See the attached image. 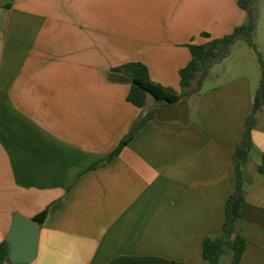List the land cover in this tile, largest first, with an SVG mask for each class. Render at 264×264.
Returning a JSON list of instances; mask_svg holds the SVG:
<instances>
[{
  "label": "crops",
  "instance_id": "1",
  "mask_svg": "<svg viewBox=\"0 0 264 264\" xmlns=\"http://www.w3.org/2000/svg\"><path fill=\"white\" fill-rule=\"evenodd\" d=\"M239 1L0 0V245L17 214L48 210L30 264H207L204 241L223 236L235 189L257 54L237 43L197 93L171 106L152 97L134 106L113 70L143 63L180 92L190 47L247 24ZM255 11L259 27L264 0ZM157 109L119 157L89 171ZM252 137L240 264H264V110ZM232 258L227 250L220 264Z\"/></svg>",
  "mask_w": 264,
  "mask_h": 264
},
{
  "label": "trees",
  "instance_id": "2",
  "mask_svg": "<svg viewBox=\"0 0 264 264\" xmlns=\"http://www.w3.org/2000/svg\"><path fill=\"white\" fill-rule=\"evenodd\" d=\"M256 0H240L239 6L248 13L246 25L237 28L233 34L223 39L211 40L202 46L192 45L190 47L192 60L187 67L181 70V91L164 87L151 79L149 69L143 63H128L113 72L124 76L131 86L128 102L138 108H144L148 104L149 97L163 103L164 106L178 104L185 97L197 93L202 87L212 69L229 58L235 45L239 42L247 43L257 54L261 74L259 85L254 93L251 110L247 120L245 134L238 145L234 158L233 169L235 189L226 206L225 221L223 225V236L218 238H207L203 244V256L207 264H220L227 250L233 252L231 264H240L246 251L248 242L239 234L238 223L242 216V210L247 200L248 182L245 178V167L253 153V130L257 124L260 114L264 110V54L254 44V37L258 29V16L255 11ZM195 83L198 88L193 89ZM158 109L145 116L136 123L129 135L120 144L119 148L108 158L93 165L90 170H95L109 164L119 157L122 151L133 142L136 135L154 120ZM258 173L264 175V155L262 163L258 167ZM48 216V210L37 215L32 221L42 226ZM9 248L6 242L0 245V264L8 260Z\"/></svg>",
  "mask_w": 264,
  "mask_h": 264
},
{
  "label": "water",
  "instance_id": "3",
  "mask_svg": "<svg viewBox=\"0 0 264 264\" xmlns=\"http://www.w3.org/2000/svg\"><path fill=\"white\" fill-rule=\"evenodd\" d=\"M40 228L33 222L17 214L8 234V259L13 264L33 263L38 255Z\"/></svg>",
  "mask_w": 264,
  "mask_h": 264
},
{
  "label": "rangeland",
  "instance_id": "4",
  "mask_svg": "<svg viewBox=\"0 0 264 264\" xmlns=\"http://www.w3.org/2000/svg\"><path fill=\"white\" fill-rule=\"evenodd\" d=\"M254 44L257 46V48L263 52L264 51V14L261 18L260 25L258 27V30L254 37ZM246 47V49H252L247 43L245 42H239L236 46V48ZM253 50V49H252ZM264 54V52H263ZM241 56V55H238ZM230 253V252H229Z\"/></svg>",
  "mask_w": 264,
  "mask_h": 264
}]
</instances>
